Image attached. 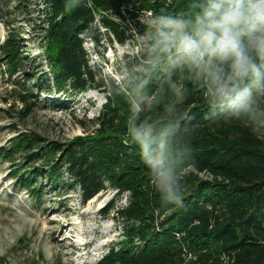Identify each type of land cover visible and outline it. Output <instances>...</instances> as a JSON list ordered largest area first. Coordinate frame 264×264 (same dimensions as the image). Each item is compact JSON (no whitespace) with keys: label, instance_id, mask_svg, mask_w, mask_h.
<instances>
[{"label":"trees","instance_id":"16d2710c","mask_svg":"<svg viewBox=\"0 0 264 264\" xmlns=\"http://www.w3.org/2000/svg\"><path fill=\"white\" fill-rule=\"evenodd\" d=\"M46 19L40 31L47 42V60L56 88L68 83L72 91L102 89L105 103L93 129L65 143L44 144L26 136L17 142L26 162L42 160L53 184L65 168L72 185L87 202L107 187L118 195L127 194L126 205L108 204L123 225L125 241L108 250L97 264H184L182 249L195 255L188 264H264V134L248 129L246 123L229 121L206 98V87L185 71L171 79L184 87V99L176 103L167 76L146 63L145 50L125 61L126 76L116 83L101 78L95 82L83 37L98 41L93 24L124 45L130 38L123 29L144 11L173 15L187 11L189 0H44ZM146 31V27H143ZM18 45L6 42L5 54H16ZM147 81L144 92L155 97L153 120L164 119L165 107L176 104L177 121H183L174 141L181 151L193 145L195 171L187 177L184 207L165 212L159 196L149 187L148 173L138 150L124 135L128 94ZM38 87L46 84L38 78ZM49 88V85H47ZM83 128L85 124L81 122ZM41 170L27 178L38 179ZM208 172L221 178L199 179ZM38 182H36L37 184ZM42 189V188H41ZM36 189L35 195H40ZM32 190V189H31ZM175 234H182L180 240Z\"/></svg>","mask_w":264,"mask_h":264},{"label":"rangeland","instance_id":"374dc122","mask_svg":"<svg viewBox=\"0 0 264 264\" xmlns=\"http://www.w3.org/2000/svg\"><path fill=\"white\" fill-rule=\"evenodd\" d=\"M46 10L44 0H0V264H97L125 241L114 211L105 213L111 201L125 206L127 194L107 187L83 202L65 168L53 184L45 175L50 166L42 160L26 162L17 146L26 136L44 144L84 136L94 128L92 121L106 99L96 87L83 92L72 91L68 83L55 87L39 27ZM134 22L133 28L123 24L130 38L124 45L106 32L98 16L93 24L98 41L82 36L95 82L119 83L128 57L145 50L140 37L146 26ZM8 41L18 45L16 54L1 51ZM39 77L45 86L38 87ZM38 169L37 180L27 178Z\"/></svg>","mask_w":264,"mask_h":264},{"label":"clouds","instance_id":"9594fccd","mask_svg":"<svg viewBox=\"0 0 264 264\" xmlns=\"http://www.w3.org/2000/svg\"><path fill=\"white\" fill-rule=\"evenodd\" d=\"M140 37L146 63L167 76L176 103L184 87L171 79L189 72L206 87V98L229 121L264 132V0H189L180 14L145 11ZM147 81L128 94L124 135L136 147L148 173L149 187L168 213L184 207L187 177L195 171L193 151H183L174 138L183 121L176 104L166 105L164 119L147 115L155 97L145 94Z\"/></svg>","mask_w":264,"mask_h":264},{"label":"built area","instance_id":"2783aa9c","mask_svg":"<svg viewBox=\"0 0 264 264\" xmlns=\"http://www.w3.org/2000/svg\"><path fill=\"white\" fill-rule=\"evenodd\" d=\"M144 12H145V11H144ZM144 12H143V13H144ZM142 16H143V14L140 15V16H138V17H142ZM138 17H137L135 20H138ZM126 23H128V24L130 25V27H132V23L134 24L135 22L132 21V20H129V21H127ZM132 28H133V27H132ZM198 177H199V179H201V180L209 181V182H213L215 179L218 180V181L221 180V178H219V177H214L212 174H210V173H208V172L199 173V174H198ZM182 236H183L182 234H175V237H176L178 240H180ZM182 258H183V260H184V264H188L189 262L195 260V255H194L191 251H189L186 247H183V249H182Z\"/></svg>","mask_w":264,"mask_h":264}]
</instances>
